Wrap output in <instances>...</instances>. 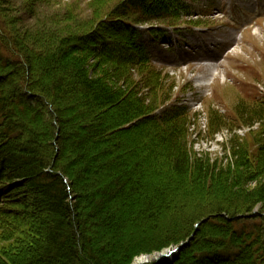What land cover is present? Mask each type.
Listing matches in <instances>:
<instances>
[{
    "label": "trees",
    "instance_id": "obj_1",
    "mask_svg": "<svg viewBox=\"0 0 264 264\" xmlns=\"http://www.w3.org/2000/svg\"><path fill=\"white\" fill-rule=\"evenodd\" d=\"M185 1L122 0L51 41L0 23V264H133L189 239L157 264H264V101L240 111L252 144L234 135L224 163L194 152L181 107L155 114L169 97L143 79L152 64L126 19L176 17ZM77 83L87 125L66 117ZM141 224L162 234L134 243Z\"/></svg>",
    "mask_w": 264,
    "mask_h": 264
},
{
    "label": "rangeland",
    "instance_id": "obj_2",
    "mask_svg": "<svg viewBox=\"0 0 264 264\" xmlns=\"http://www.w3.org/2000/svg\"><path fill=\"white\" fill-rule=\"evenodd\" d=\"M121 1L0 0V23L6 29L16 28L15 34L18 32L27 37L31 43L51 41L92 30L100 20L109 17ZM241 4L243 11H240ZM177 7L175 9L182 12L176 17L154 18L133 10L130 12L133 19H126L141 30L137 41L152 64L143 79L146 81L158 75L164 87L161 96L163 93L164 97H169L155 114L161 117L181 107L189 115V141L194 152L225 163L232 147L228 141L234 135L243 142L246 138L252 144L249 127L244 126L240 111L249 104L264 101V0H187L180 5L178 2ZM235 13L240 32L231 33L227 27ZM215 35L224 37L221 44L213 45ZM124 53L133 55L128 48ZM218 56L215 65L205 64V59ZM70 80L76 84L73 78ZM143 83L142 92L149 91ZM76 86L78 93L74 97H65L66 105L70 106L66 117L87 125L90 117L84 115L81 118L85 109L78 101L84 90L78 83ZM211 121L215 127L211 126ZM81 134L90 140V144L99 138L88 130ZM68 138L76 140V133H69ZM102 180L100 183L104 182ZM164 224H161L162 230L166 229ZM132 225L128 221L129 230L124 229L122 233L124 239L130 236ZM101 228V225L96 227L104 232ZM140 229L143 232H139L140 235L135 229L131 234L134 243L143 234H162L160 229H150L144 224ZM188 242L190 239L182 244ZM176 247L140 255L133 264L160 263L164 254ZM112 251L114 248L107 249L108 254Z\"/></svg>",
    "mask_w": 264,
    "mask_h": 264
},
{
    "label": "water",
    "instance_id": "obj_3",
    "mask_svg": "<svg viewBox=\"0 0 264 264\" xmlns=\"http://www.w3.org/2000/svg\"><path fill=\"white\" fill-rule=\"evenodd\" d=\"M183 246H184V244H181L180 246L176 247L174 250L170 251L168 254H166V255L164 254V257H168L170 255L178 253Z\"/></svg>",
    "mask_w": 264,
    "mask_h": 264
}]
</instances>
